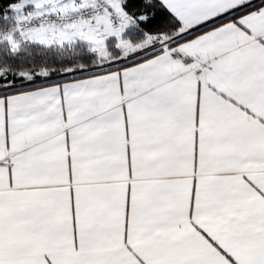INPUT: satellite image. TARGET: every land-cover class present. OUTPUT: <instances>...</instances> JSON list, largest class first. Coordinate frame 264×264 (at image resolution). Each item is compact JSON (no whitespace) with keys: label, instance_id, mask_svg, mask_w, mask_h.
<instances>
[{"label":"snow or ice","instance_id":"obj_1","mask_svg":"<svg viewBox=\"0 0 264 264\" xmlns=\"http://www.w3.org/2000/svg\"><path fill=\"white\" fill-rule=\"evenodd\" d=\"M0 264H264V0H0Z\"/></svg>","mask_w":264,"mask_h":264}]
</instances>
